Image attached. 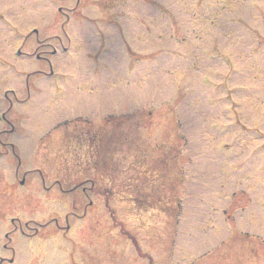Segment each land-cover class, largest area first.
Listing matches in <instances>:
<instances>
[{
    "label": "rangeland",
    "instance_id": "obj_1",
    "mask_svg": "<svg viewBox=\"0 0 264 264\" xmlns=\"http://www.w3.org/2000/svg\"><path fill=\"white\" fill-rule=\"evenodd\" d=\"M0 264H264V0H0Z\"/></svg>",
    "mask_w": 264,
    "mask_h": 264
}]
</instances>
